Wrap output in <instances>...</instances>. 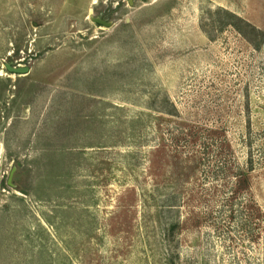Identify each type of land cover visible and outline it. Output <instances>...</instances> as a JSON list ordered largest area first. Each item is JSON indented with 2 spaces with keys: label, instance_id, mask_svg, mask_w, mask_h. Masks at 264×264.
Instances as JSON below:
<instances>
[{
  "label": "rangeland",
  "instance_id": "374dc122",
  "mask_svg": "<svg viewBox=\"0 0 264 264\" xmlns=\"http://www.w3.org/2000/svg\"><path fill=\"white\" fill-rule=\"evenodd\" d=\"M0 264H264V0H0Z\"/></svg>",
  "mask_w": 264,
  "mask_h": 264
},
{
  "label": "trees",
  "instance_id": "16d2710c",
  "mask_svg": "<svg viewBox=\"0 0 264 264\" xmlns=\"http://www.w3.org/2000/svg\"><path fill=\"white\" fill-rule=\"evenodd\" d=\"M246 24L252 28L253 30H257L256 27H254L253 25H251L250 23H247ZM227 163H224L223 165H221L222 169H225V165ZM241 171H238L239 173L237 174V187H234V191L233 192V200L236 199V195L239 194L241 191L245 190L247 188V185L249 184V178H248V175L247 173H245L242 169H240Z\"/></svg>",
  "mask_w": 264,
  "mask_h": 264
},
{
  "label": "water",
  "instance_id": "95a60500",
  "mask_svg": "<svg viewBox=\"0 0 264 264\" xmlns=\"http://www.w3.org/2000/svg\"><path fill=\"white\" fill-rule=\"evenodd\" d=\"M95 21L97 23H100V24H103V25H106V26H111L112 23L111 22H108L106 20H102L100 18H96ZM7 69L12 72V73H15V74H20V75H25V74H29L30 73V67H27V66H14L13 64H7Z\"/></svg>",
  "mask_w": 264,
  "mask_h": 264
}]
</instances>
